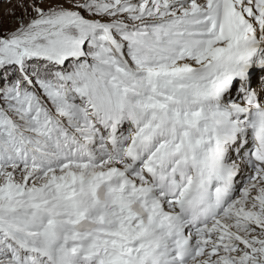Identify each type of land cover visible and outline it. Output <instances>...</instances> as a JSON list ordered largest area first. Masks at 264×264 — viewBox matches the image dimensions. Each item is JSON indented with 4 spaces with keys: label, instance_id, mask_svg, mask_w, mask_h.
Segmentation results:
<instances>
[{
    "label": "snow or ice",
    "instance_id": "snow-or-ice-1",
    "mask_svg": "<svg viewBox=\"0 0 264 264\" xmlns=\"http://www.w3.org/2000/svg\"><path fill=\"white\" fill-rule=\"evenodd\" d=\"M5 3L0 264H264V0Z\"/></svg>",
    "mask_w": 264,
    "mask_h": 264
},
{
    "label": "rangeland",
    "instance_id": "rangeland-1",
    "mask_svg": "<svg viewBox=\"0 0 264 264\" xmlns=\"http://www.w3.org/2000/svg\"><path fill=\"white\" fill-rule=\"evenodd\" d=\"M8 7V5L5 3V4H0V18H4V12H5V9ZM10 17L8 18H5V21L7 23V20H9Z\"/></svg>",
    "mask_w": 264,
    "mask_h": 264
}]
</instances>
